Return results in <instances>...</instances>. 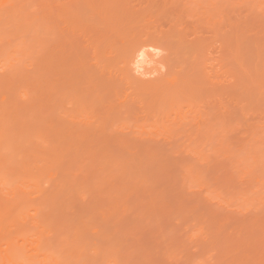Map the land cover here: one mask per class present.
Returning <instances> with one entry per match:
<instances>
[{
  "label": "rangeland",
  "instance_id": "374dc122",
  "mask_svg": "<svg viewBox=\"0 0 264 264\" xmlns=\"http://www.w3.org/2000/svg\"><path fill=\"white\" fill-rule=\"evenodd\" d=\"M31 1H33V4L31 3ZM34 1L35 0H25V2H24V0H22V2L26 5V8H25L26 13L31 14V16H32L33 13L40 11L38 13V16L41 19V15L42 14L45 15L44 12L46 13V11H45L46 9L44 8V11H43V8L42 9L39 8L40 7L39 2L41 3V5L43 4V2L46 5L48 0H44V1L43 0H41V1L37 0L36 2H34ZM94 1L97 2L98 0H94ZM126 1L128 2L130 8L134 7L133 8L134 11L136 8V12L139 14L141 13V15L144 14L142 12L146 11L145 14H147V12H155V9H156V8H153L151 6V3L147 4V0H126ZM185 1L189 2L191 4L194 3L196 5L199 0H185ZM241 1L242 0H237L234 2V3L239 2L240 5H238V3L234 4V5H235V8L238 5L237 7H239V9L237 8V10H239L241 15L240 14L238 15L237 10L235 11L234 14L236 15V18L240 16V19L242 21V25H241V22H239L240 29H243V30H241V31H243V33L241 32V39H242L241 44L242 43L245 44V46L242 44L243 48L241 47V51H239L237 53L238 55L239 54L241 55V57H242L241 61H240V56H237L236 57L237 59L235 58V61H237V63L239 64V66H238L239 69H238V67H237V69H238V71L241 70L239 72L242 75L241 76L242 81L240 79H236L237 77H240L238 74L239 72L235 73V71H233L234 75L236 76V77H234L236 80V82H235L232 79L233 75L230 77L229 72H228V74H225V71H224V70H226V71L229 70V68H231V67H232L231 69H233L234 68L233 65L234 66L237 65L234 61L235 55L234 56H232L233 54L230 55L233 57V59H232V57L229 58L228 52H227L228 49H226L227 51L225 52L223 50L224 48L221 49L219 47V44H218V42L221 43V41H220L221 39H223V38L225 39L229 36V31H231V30H229V24L226 25L228 20L222 21V22H225V25L222 24V22L220 21L221 27H220V24L218 23V31L219 30L225 31V35L222 38L220 36L223 35L224 32H223V34L219 33L218 36L220 39L218 41L216 40V39H218V37L217 36L215 37L211 33L213 31H211L210 28H209V30L207 29L208 27H207L206 23L202 25L201 22H198L196 19H193V18L192 19L188 18L190 22L187 21L190 24L193 23L192 25L189 24V26L193 27V29H195L197 31V34L202 36V39L206 40L204 42V43L207 42L205 46L210 45L209 48L205 47V49L202 51V53H203V55H201L202 60L201 59L199 60V62L203 61V63H201V62L200 63L202 64L203 68H205V70L203 68L202 69L200 68V70H195V71H193L195 75L190 76L189 78H192V80H198L201 76H205L207 86H205L204 88L205 89L207 88V89L205 90L203 88L202 91H206L208 93L209 92L208 89L210 88V90L213 91V96L216 95V93L218 91H219L218 93L220 96H222V93H224L226 95V96H224V95L222 96L224 103L222 102V99H221L222 97H219L220 98L219 99L217 95L215 97H211V95H210V98H209V96H208V98L205 97L206 100L204 102H203V100H204V97H203L202 105H199V106H201V107H199L200 113H201V111H203L205 113L208 112V115H210V117L207 115L209 119L218 118V116H220V114L217 116L218 110H219L218 108H219V104H220L219 101H221V104L223 103V105L221 106L220 109H222V107L225 106V104H226L227 109L226 108H224V109L227 110L228 113H230V116H229L226 113V111L224 112L222 110V112L225 113L226 116L228 115V117L230 118V119L228 118L229 120L223 119V122L220 119L219 120L213 119L212 120L213 123H212L211 120L207 119V121L209 123L211 121V123L213 125H215V127H216V128H214V129H216V133L213 137L205 139L204 137L201 136L200 133L197 132L198 126L196 124L197 123L196 121H199V120H193L194 122H196L195 124L193 123L192 120H189L191 118L193 119V117H194V114L192 112L187 113V115L190 116L188 118L189 121L185 123L183 128H181L182 131H180V132L183 133L184 135L182 134V136H179L178 135L179 130H178V132H175V133H173L172 136H170L171 138H169V135L168 136L163 135L164 133H163V130L161 128V124H159V125L152 124L151 120H135L133 118V115H128L129 113L127 115L132 116V118L134 120H132L131 117H130V119H128L129 117L126 116L127 112H125V111H121L120 113L117 114L118 116L122 117V119H120V117L118 119L115 118V120L113 122V127H112L114 131L113 130L110 131L111 136L113 133V136H116V137L119 136L120 137V134H121L120 132H122V134L125 133V135L121 134L122 139L120 138L121 140L119 142L124 141L123 138L128 137L127 140L125 138V141H124V142L128 143L127 144L128 146H129V143L131 144V142H132V144H135V146L139 145V147H143L142 149H144V147H146L148 149L149 145H154V147L157 146L156 151L154 150V148H153V150L150 149V151L151 150H152V152L155 151V153L158 151L157 155L153 152L154 155H156V156H154L152 153H149L148 152L149 149L147 151V154L144 156L143 152L146 151V148L144 149V151L140 148L143 152L141 151L142 154H141V152L140 153L138 152V154H137L136 147H134L132 145H131L132 148L129 147V149L130 148L131 149H130V151H128L127 150L128 147L126 146V144L125 145L123 144L124 142L122 143L124 145L123 146L120 143H117L118 139L116 140V138H113V141H112V138L109 139L107 137L108 130H110L108 127L109 122L107 124L108 130H106L107 129L106 128L105 131L103 132V134L101 132L98 133V131H95L94 127L91 128L92 133L95 132L97 135H99V136L101 135L99 137L100 139H98L99 142L96 139L97 137L95 138L94 136H91V133L89 130H87L88 127L86 128V125H82V124L78 123L79 125H81L80 126L81 128H80L77 126V122L73 123L74 119H73L71 113L72 114L74 113V112H72L73 111L72 108H75L76 104L74 101H72V102H74L73 103L74 105H70L68 103V99L70 97L75 96L74 91H73V95L71 94V91L73 90L74 86L71 87L72 88L71 91H66V90L70 89L69 86H71V85L67 84L68 85V87H67V85L64 83V82H67L66 78L68 75H65L66 71H68V74H70L69 72L72 70H71L70 65H69L70 60L67 61L65 55L63 57H61V53L63 54L64 51H68V49L70 48L69 45L72 47V44L74 43V41H76L75 39L73 41L72 38H70L71 39L70 40L69 38L66 39L64 37L58 36L57 38H59L60 40L58 41L56 39V43L54 42V39H53V43L56 44V49H57V50L55 49L56 54L58 53V56H59V53H60V58H62V59H60V61H62L65 58L64 60L66 62L65 63L62 62V64H66L65 65L66 67L68 65L67 68L65 66H61V67H63V73H65L63 76H61L62 75V73H61L62 68H61V72H58V74L57 73L52 74V71H49L51 69V67H50L51 65H50V62L47 63L48 57H50L49 54H51V56H52V53L54 54V52H53L54 49L52 50V53H51V49L53 46H54L53 48H55V45L53 43H51V39H49V36H47L48 34L46 35L48 30L46 28L47 23H46L45 17L43 18L45 20V24L42 23L43 29L40 26L41 24L39 25L40 30L41 31L43 30L44 34H43V32L41 34L40 30H39V33L37 30H36L37 32H35V29L39 28L38 25H36L38 28L34 29V27H33V29L30 30L29 34H31V38L34 39V41L31 39L32 44L30 43V36H28L29 34L26 33L29 31V29L24 30L23 28H21L23 31H25V32H23L22 30H16L15 28H12L13 30H15V32H14L12 29H10L11 27L9 28V26H7L9 29L5 28V27L0 28V30H1L0 33H2L1 36H3V34H5L0 39V42L2 43V44H0V56H2V54H5V51L9 53V51L12 50L11 48L14 49V46L19 48L21 46L24 47L25 44L26 45H25L24 52H25V50H27V52L29 54L31 53L30 54L31 60H29L30 58L28 56H26L25 54H21L19 52V54L21 56L25 55L26 57L29 58V59L25 58V61L22 58L24 62H22V64H21V61L18 59L19 58V55H17L18 52H17V54H15L14 53L15 49L13 50V52L11 51V55L15 54L16 56H18L17 59H18V62H20L19 66H18V70H19L20 74L16 75V77H14V76H15L17 71L15 70L16 71L15 72V71H12L11 69L9 70L8 67H7L8 69H6V67L4 68L3 63L1 62L3 60V57H0V60H1L0 63H2V66L0 64V91H1L0 97L3 96L6 99V101L4 103V109L7 112V113L5 112L6 114L4 113V117L1 119L0 130L3 131L4 134H7L4 130H6V131L10 130L9 132L7 131L8 132L7 135L8 136L10 134L12 135V136H9V138L5 136L6 137L5 142L7 144L4 142V146H6L9 149L11 148V149L9 150L5 147V149H4L5 151L3 150L4 152H2V153H4V156L1 160H3V163H5L3 165L6 166V167L3 166V168L14 169L15 172H17L19 169L18 166L20 165V162H21L19 160L20 155H18V154L23 153V151L25 152V154H23L24 157H25V155L27 157V153H29V150L31 151L30 154H32V152H33V155H35L37 157V159L42 157V158H40V160H42V162L38 161L40 164L41 163L44 164L43 161H44L45 156H46V159H48V157H51V156H52L51 159L55 158L54 163H52L53 161H50V158L48 159V163H45L46 164L45 167L48 166L49 169L47 167L46 168L48 169L49 173L52 172L51 174L55 178H53L51 176L50 179L49 178L47 179L48 180L47 182L50 181V183L45 182L42 185L43 186L42 190H43V194H44L43 199L41 200L40 198L36 197V195H33V197L31 195L32 199H34L37 204H39V205L42 204L41 205L42 207L47 206V209H46L47 211H49V210L51 211V209L53 211H56L55 213L53 212L54 216L53 215L51 216V214H50V218L48 219V221H50V223H52L54 230L56 228L55 231H58V230H60V232L64 231L65 228H63V227H66L64 225L65 224L68 225L69 224L68 222H70V220H73L77 217L78 218H82V217L86 218L85 216H87V217L93 216L91 223H93V221H97V223H98L100 217L94 219L96 214H98V213H94V212L95 211L99 212L101 210H104V205H105V209H106L105 214H107V209H108V211L110 210L109 205L112 204V199L114 201V199L116 197L120 198L119 202H118V200L117 201L115 200L116 202H118V205H116V207H114V208H116V209H114L115 212L114 213L112 212V214H111V212H109V214H111L112 216L107 214L108 218L109 217H111V218H109V219L106 218V219H108L107 222H106L105 218L103 219L104 221L100 218L101 221H99V224L102 225V227L99 226V224H97L98 228L97 229L95 228L96 229L95 230L93 227H95L96 223L93 227L91 226L92 228L90 227L94 233H95V231L101 233V231H103V227H104V230L106 229L105 231L111 232V230H113V228L115 226V229L117 228L115 231L118 230L116 232V234H115V231H113L114 234H112V237H110L111 235H109L108 240H107V237H106V239H105V237H103V238L101 237L102 233L100 236L98 234H97L98 236H96L93 232H91L92 230L89 229L90 235L88 234V235H86V237L84 236L85 238H87L88 241L85 238H83L84 239V241H83V239L81 238L83 243L84 244L88 243L87 245L90 247L89 251H88V255L90 256V260L95 259L94 261H96V260H99L98 258H100V257H97L95 254H93L92 251H90L92 248L94 249L96 247H98V248L101 247V249H106V248L112 249V247H113V249H115V247H116V249H120V250H117L118 252L120 251L119 254L117 252V255L121 254L120 257L117 256V260L119 258V261H120L119 264H264V187L262 188V185L259 184V185H261V188H260L259 185H257V182L255 180L257 177L258 179H262L264 181V178H263L264 175L262 173V171L264 172V5L262 4V3H264V0H258V1L256 0L257 4H255V0H243L242 2ZM155 2L156 3H154V4H157V0ZM182 2L185 3L184 0H182ZM214 2L212 1V3H214ZM26 3L30 5V6L28 5L30 8L27 7ZM201 3L203 4L204 1L202 0ZM36 4H37V6L38 5L39 6L37 9L35 8L36 11L34 10L35 11L34 12L33 9H34V6L36 7ZM71 4H74V3H71ZM154 4H153V6H154ZM159 4L161 5V6L160 5L159 6L162 7L163 2L161 0H159ZM31 6H33V8H31ZM157 7H158V5H157ZM160 7H159V9H160ZM79 8H78V10H79ZM87 8H83L85 11L83 9H81L79 11L80 12L79 14L80 15L82 14V16H84V17L87 15L86 19H88L90 21H93V19L95 18L93 23H96V22L98 23L99 22L98 20L95 22V20L98 19V17H96L94 14L89 15V13H91L92 11L89 8L88 9ZM211 9H213V7H211ZM255 9L257 10V12L255 11ZM28 10H29V12H28ZM30 10H31V12L33 11V13H31ZM89 10H90V12H89ZM83 11L85 14L83 13ZM152 14H154V13H151V15ZM228 15H231V13ZM33 16H37V15L33 14ZM91 16H93V17H91ZM232 16L233 15H231V17ZM231 17L230 16L228 17L229 21H232ZM233 18H235V17H232V19ZM43 19H41V20H43ZM161 19L165 20L163 18H161ZM235 20L237 21V19H234V22H235ZM155 21L158 22L157 27H155L157 32L162 31V28L167 30L166 21L164 23V21H160V18H156ZM238 21H239V19H238ZM230 23H232V22H230ZM236 24L238 25V23L235 22V25ZM44 26H45V30H44ZM224 26L225 27L228 26V28L225 29ZM231 26H233V24L230 25V28H231ZM5 29H8V30H6L7 32L3 31ZM155 29L153 28V30H155ZM9 30L11 31V33ZM187 30H188L187 39L190 40L191 42H195V39L193 36L194 31L192 30V28L188 29V27H187ZM226 31H227V33H226ZM16 32L18 34L21 33V34H19L21 37L17 36ZM25 33L27 35H24V37H22V35ZM141 33H142V36L140 35V37H139L140 41L138 39H135L137 41H135L134 39H133L134 41H131V38L129 39L127 37V39L129 41H131L132 45L134 44L133 45L134 48H133V46H131L130 42H127L128 41L127 39H125L126 41L125 40L120 41V44H122L121 46L124 45L126 47V49L129 46L128 47L129 50L127 53H129L130 48H132L131 53L132 54H133V52H134V54L137 53L136 54V57H137L139 51L141 54L142 51H144L148 48L149 50L148 49L147 50L150 51V53L153 54L157 58L156 59L154 57L156 61L158 60L159 62H161V60H163L161 63H163V62L165 63V61H167L166 57L168 60L172 61V59H170L172 56L170 52H168V54H167V52L164 50H159V49L154 50L153 48L151 49V47L146 46V43L148 45H150L149 42H147V40H146V39H148L147 37L144 38V40H143V35L145 37L146 32L145 33L141 32ZM8 34L10 36H8ZM38 34H40L41 36H38ZM6 35L8 36L9 39H6V37H5ZM11 35H12V37H11ZM45 36H47L48 39ZM27 37H28L29 41L27 40ZM39 37H40V39H39ZM141 37H142V40H141ZM12 38H14V39H12ZM15 38H18V40L16 39V42H15ZM42 38H44L46 41L43 40ZM3 39H4V41H1ZM80 39L81 38H78V40H80ZM213 39H215V40H213ZM22 40L25 42L27 40L28 43L24 42V45H23ZM78 40L74 44L76 46L80 47L81 44L78 45L77 43L78 42L80 43V41L82 42L83 39H81L80 41H78ZM17 41L21 42V46L19 45L20 42H17ZM39 41H41V45H42V46H40V48L38 46V45H40ZM66 41L68 44L66 43ZM69 42L71 44H69ZM135 42H137V43H135ZM63 43H64V45H63ZM144 43H145V45H143ZM58 44L60 45L58 47L59 49L57 48ZM65 44H66V48H65ZM138 44H139V47H138ZM27 45H28V47H27ZM45 45H46V48H45ZM84 45H85V43H84ZM82 46H83V42H82L81 47ZM124 46H123V48H125ZM7 47L10 49L8 50ZM28 48L30 51L28 50ZM134 49H138V50H136V52H135ZM218 49L220 51H222V54H217L219 52ZM41 50H42V53H41ZM81 50H82V48H81ZM45 51H46V53H45ZM81 52L83 53V51H81ZM86 53H87V49H86ZM37 54H39V55H37ZM45 54L47 55L46 59H45ZM224 54L229 59H227V57ZM6 55H7V53H6ZM6 55H4V56L6 57ZM66 55L68 56V53H66ZM84 55L87 56V54H83L82 57ZM89 55H91V54H89ZM16 56H15V58H16ZM38 56H40V57H38ZM159 58H161V59L159 60ZM164 58H165V60H164ZM211 58H212V60H211ZM44 59L46 60V62ZM88 59H90V58H88ZM138 59H139V57H138ZM215 59L217 60L218 63L215 62L216 61ZM12 60H16V59H12ZM29 61H31L30 62L31 66L28 65ZM185 61L183 60V62H185ZM230 61H232L231 62L232 66L230 64ZM233 61H234V63H233ZM16 62H17V60H16ZM25 62H27L26 66H25ZM13 63L16 64V66L18 65L14 61H13ZM37 63H38V66H37ZM43 63H44V65H43ZM171 63L176 64L175 60H173ZM60 64H61V62L59 63V68H60ZM219 64H221V66H218ZM40 65H42V66H40ZM158 65H160V67H161V68L159 67V70L162 69V71H163L162 74H165L164 69H166V68H164V66H162V64H158ZM16 66H15V68H16ZM206 66H207V69H206ZM228 66H230V67L228 68ZM219 67H220V69H219L220 71L218 70ZM59 68H58V70H60ZM208 68H209V70H208ZM64 69H65V71H64ZM234 69L236 70V68H234ZM24 70H25V72H24ZM141 70H142L141 75H142L143 79H144V77L146 78L147 76H148L147 78H149V77L154 78L155 76H157V73L156 74L153 73L154 76L146 74L143 77V75L145 73L143 74L142 68H140V71ZM9 71L11 74L9 73ZM140 71H138L139 74L137 72L136 73L134 72L133 76L134 77H136L137 75L140 76ZM222 71H224V74ZM14 72H15V74H14ZM19 72H17V73H19ZM160 73H161V71H160ZM12 74H13L14 79L12 78ZM74 74L75 73L72 72L71 76H68L69 81L75 79ZM56 75H59V76H56ZM7 76H10V77H7ZM29 76H30V79H29ZM42 76L44 78H42ZM64 76H66V78H63V79H65L63 81L62 77H64ZM48 77H50V78H48ZM136 78H141V76L136 77ZM21 79H22V81H21ZM43 80L47 81L48 83L43 82ZM51 80H53V81L57 80L56 82L54 81V83H59V85L55 84V86H54V83H53V81L51 82ZM208 80L210 81V85H211L209 87H208ZM237 80H238V82H239V80L242 82V83L239 82L240 85L238 84L239 87L242 86V88L239 89V92H236V88H238V87H236L237 84H235V86H233V82L238 83ZM35 82L37 83L38 86L36 85ZM49 83L52 84V86H54L53 87L54 89H50V87L52 88V86L50 85V87H49ZM222 83H223L225 88L223 87V85H221ZM214 84L216 87L214 86ZM27 85L29 87H31L30 92L28 91L29 90L28 88L26 89ZM62 85H64V86H62ZM58 86H60V88L63 87L64 89L66 87L67 88L65 89V91L63 93V91H61V90H63V88L61 90H59L60 88L58 89L57 88ZM213 86H214L215 90L211 89ZM55 87L58 90L56 92V95H55V93L53 95V92L51 93L50 90H54V92H55V90H56ZM222 87H223V89H222ZM39 89H41V90H39ZM224 89H225V92H224ZM232 89H233V91H230ZM22 90H23V94H22ZM46 90H47V93H45ZM16 91L19 93H17ZM228 91H229V93H227ZM240 91L242 92L241 97H240ZM39 92H41L40 95H39ZM68 92L70 93V95H68L69 94ZM43 93H45L44 96H41V94L43 95ZM27 94L29 96H27ZM51 94H52V96H51ZM202 94H203V96H206V94L204 92ZM232 94H233V96L237 95V97H240L241 100L239 98H238V100H234L236 98L232 97ZM23 95L25 97L27 96V98H24ZM64 95H65V97H69L66 99V101H65ZM66 95H68V96H66ZM53 96H54L55 100L59 96V98L57 99L58 101H56L57 103L56 102L53 103L54 106L51 104L52 102H54ZM60 96H61V98H60ZM13 97H14V99H13ZM18 97H20V98H18ZM62 97H64V98H62ZM22 99H24V100H22ZM49 99H50V102H49ZM7 100H8V102H7ZM71 100H73V99L71 98ZM9 101H11V102H9ZM64 101H65V104H64ZM236 101H239L240 103L236 102ZM48 102H49V104H51V106L48 104ZM69 102H71V101L69 100ZM72 102H71V104H72ZM9 103L11 106L13 104L12 109L8 108L10 106ZM67 103L69 104V108L72 109V110H70L71 113L68 110L69 108H66V106L68 107ZM6 104L9 106H7ZM14 104L15 105L17 104L16 108H15ZM55 104L58 105V107H59L58 109L56 107V110H55L56 112L54 111L55 114H58V116L57 115L55 116L52 114L53 109L56 106ZM62 105H64L65 107L63 106V108H61ZM51 107H52V110H51L52 113L50 114L49 112H50ZM64 108L67 110L68 114ZM9 109L11 112L9 111ZM63 109H64V111H63ZM203 112H202V114H203ZM69 114L71 117L69 116ZM12 115H14V116H12ZM117 115H116V117H118ZM203 115L200 114L201 117H203ZM224 116H225L224 114L221 115L222 118ZM58 117L65 119V122L63 121L64 123H67V122H68V124L73 123L72 125H74V126H73L71 131L75 132L76 134H78L81 137V138H79V142H78L79 144H77V145H79V147H77V148H79V150L77 149V151H76V147H75V149H73V148H70V146H69L70 149H68V151L66 152L65 150H67V148H66L67 145L65 146V149H64V143H65V141L68 142L69 141L68 139H66V140L64 139L65 141L64 140L60 141V143L63 144V146H62L63 150H61L60 143L58 144V146H57V144L52 145L53 144L52 141L54 142V140H52V138L53 137H54V139L58 138L56 136H53L54 135L53 134V132H54L53 128L55 129V132H56V128H59L58 130L59 131L61 130V133H62V132H64V130L62 131V127H64V129L66 131L63 134H66V133H68V130H69V128H67V126L72 127L71 124L67 125V126H64V124H63V126H62L63 122L61 123V121H60L61 119H59V121H58ZM68 117H69V119H67ZM56 118H57V120H56ZM123 118L125 120H123ZM66 119H67V121H66ZM52 120H53V123L54 122H56V123L53 124ZM112 120H110L111 124H112ZM205 120H206V116L204 115V120H202V121L205 122ZM189 122H191V123H189ZM57 123H58L59 127L57 126ZM2 124L5 125V127ZM53 125H54V127H53ZM142 125H145L144 128H139V126H142ZM50 126H51V128L53 127L52 130L50 129ZM118 128H119V130H118ZM201 128H204V126H201ZM89 129H90V127H89ZM184 129H185L186 133H184ZM20 130H21V132H20ZM217 130L221 131V133L218 134ZM47 131L49 133L51 131L52 133L49 134ZM32 132H34V133H32ZM36 132H41V134H42L41 137L44 138V143H41V141H43L42 139H41V141L37 139L38 142L37 141L35 142V140H34L35 135L34 134ZM117 132H119L120 134ZM129 132H131V133H129ZM140 132H143V136H144V133H146L148 136H144L145 138L144 137L141 138L142 133H140ZM187 133H188V135H187ZM104 134H106V136H104ZM127 134H129V136ZM132 134H133V136H132ZM150 134L153 136H151ZM197 134H199V136ZM32 135H33V137H32ZM48 135H50V136H48ZM149 136L152 138H150ZM155 136H157V137H155ZM166 137H168V138H166ZM90 138H92L94 141L96 140L94 143L95 144L97 143V146H98V143L102 142L100 140H103V139L105 140L107 138L108 143H109V145H108V143H107V145H108V148L110 149V151H109L110 157H108L109 152H107V150H106V152L108 153L107 156L105 153H103L104 155L102 156V153L100 154L97 152L98 155L97 154L96 155L92 154V155H93V157L96 156L95 158H97V159L99 158L100 160L98 159V161H97V159H95V158L93 159L92 156H90V154L88 153L87 149L89 147V149L91 151L92 148H90V147H93V148L95 147L92 150H95L97 148H96L95 144L91 142L92 139H90ZM45 139H46V141H45ZM85 139L90 140V142H91L90 145H92V144L93 145L87 146L88 144L87 145L84 144V143L88 142ZM28 140H30L31 142L29 141V143L26 144ZM59 140H60V138H59ZM11 141L13 142L12 145H11ZM80 141L82 144L80 143ZM105 143H106V140H105ZM110 143H111V145H113L112 148H111ZM200 143H202L201 145H203V153H201V154L195 153V152H190L186 149L190 146H193V145L196 146L197 144H200ZM30 144L33 147H31ZM38 144L40 145V147ZM43 144L45 145L44 148L47 149L46 150L47 152L45 153L44 156L42 155V153L38 152L39 148L42 151V149H43L42 145ZM140 144H144V146H141ZM147 144H149L148 147H147ZM81 146H82V148H81ZM101 146H103V144H101ZM125 146H126V150H124ZM159 146L160 147L164 146V148L162 149L163 154L161 153V151L159 152V150H158ZM73 147H74V145H73ZM133 147L135 148V152L137 155H135ZM150 147H152V146H150ZM175 147L176 148L178 147V149H177L178 152L175 150ZM33 148H36V149L33 150ZM58 148H60V150ZM83 148H84V150H82ZM113 148H114V150H113ZM166 148L167 149L172 148V150H174L176 152H171L172 151L171 149H170L171 153L168 152L169 150H167V152H166V151H164V149L166 150ZM80 149L82 150V153H81ZM85 149H86L87 153L85 152ZM98 150L104 151V149H102V148L97 149V151ZM10 151H13V152H10ZM43 151L45 152L44 149H43ZM60 151H62V153ZM78 151H80V152H78ZM111 151H115L114 154L115 153L116 154L113 155V152L111 153ZM164 152H166V154H164ZM9 153L10 154L12 153L13 157L8 155ZM5 154H6V156H5ZM148 154H150V155H148ZM151 154L154 157L153 156L150 157ZM15 155H18V157H15ZM164 155H166V156H164ZM0 156H1V154H0ZM100 156L102 158L106 156L105 159L108 158L109 161H107V160L102 161ZM114 156H115V159H113ZM158 157H160V158H158ZM4 158H5V161H4ZM73 158L74 159L76 158V159L74 160ZM151 158H152V160H150ZM10 159L12 160V162ZM14 159H15V161H14ZM30 160H31V158L29 159V161ZM32 160H33V157H32ZM32 160L30 162H32ZM73 160H74V162H73ZM103 160H104V158H103ZM13 162H15V163H13ZM115 162H116V164H115ZM53 164H54V166H53ZM81 164H82L84 171L81 168L82 170L80 171V169H79V172L81 173L83 171L81 173V175L82 176H83V174L85 175V177L81 176L82 185L79 184V185H81L79 188V186L77 184L78 187L76 186V189L72 188V190L74 189V190H76V192L74 190H73L74 192L72 190H71L72 192L69 190L67 191V189L69 188L67 183L73 184V181H75V182L77 181V183H78V181L80 180L79 179L80 173H78V175H77L76 171H77V166L80 165V167H81ZM135 164L137 166H135ZM56 165L58 167H56ZM255 165L258 166L256 173H259V174H256L254 172V174L256 176V177H254V180H255V182H254L252 179L253 177L251 178L252 175L250 176L246 172H247V170L251 169L252 166H255ZM107 166H109L110 168H107ZM69 167L71 168L70 170H69ZM98 167L100 169L102 167L101 171ZM105 168H107V169H105ZM134 168H135V172H133ZM109 169H110V171L107 172ZM71 170H72V172H70ZM74 170H76L75 171L76 174H74ZM86 170H87V172H85ZM137 170H139V171L136 174ZM258 170H259V172H258ZM54 171H57L58 173L54 172ZM55 173H56V175H55ZM260 173H261V177L263 176L262 178L260 177ZM72 174L77 175L79 180L77 179L76 176L74 177ZM110 174H112V175L110 176ZM106 177H108V178L106 179ZM68 178L70 179L69 181H68ZM72 178H73V181L71 183L70 181L72 180ZM84 178H85V181H84ZM66 179H67V183H66V181L63 183V180H66ZM101 179H102V181H101ZM56 181H57V183H56ZM59 181H60L59 184H61L60 189L63 187L62 191L60 189L58 190V187H59L58 182ZM263 181H261V183ZM54 182H55V184H57V186H55ZM101 182L104 185H101ZM106 182H109V183L107 184ZM97 183H99V184L97 185ZM64 184H66V186ZM75 185H76V183H75ZM95 185H97V187H99V188L95 187ZM100 186L102 188H100ZM263 186H264V183H263ZM81 187H84L85 191H87L88 187H89V192L91 189L93 193H88V195H86V197H85V196H83L84 192H82ZM77 188H79L78 192L80 193V191H81V193L80 194L78 193V195L76 196ZM84 188H83V191H84ZM94 188H96V191ZM93 190L96 193H94ZM61 192L63 193V195L61 194ZM69 192H71L69 198H70V200H72V201H70L68 199L70 202L65 200L66 194L67 193L69 194ZM51 193H52V195H51ZM86 193L87 192H85V194ZM123 193H124V195H128V196L125 197L123 195ZM54 194L56 195L57 199L62 198V196H63V202H64L65 207H63V204L57 203V202H59L60 199L58 201H56ZM120 194H121V196H118ZM71 195H72V197H71ZM73 196H76V199H75V197H74V199H72ZM93 196H95V197H93ZM91 197H93L94 199ZM90 198H91V200H90ZM83 201H85V202H83ZM61 202H62V200H61ZM93 203H95V205H93ZM155 203H156V206H155ZM48 204H49V206H48ZM53 204H55V205H53ZM100 204L102 205V209H101ZM151 204L152 205L154 204V205L152 206ZM60 205L62 206V208H60L61 207ZM99 206H100V210L98 211L97 207H99ZM113 206H114V203H113ZM54 208H56V209L54 210ZM117 208H119V209L117 210ZM44 209H45V207H44ZM61 209L64 212L60 211ZM91 209H94V210H91ZM124 211H125V213H123ZM126 212H127V215H126ZM116 213L118 214V216H116L117 215ZM113 214H115V218H114ZM119 214H120V216H119ZM118 217H120V218H118ZM62 218H63V220H62ZM116 218H118V221L120 220V222H118L117 224L113 222L114 219H115V222H117ZM110 220H111V222H110ZM111 223H112V225H111ZM105 226H106V228H105ZM29 227H31V225ZM60 228L63 230H61ZM100 228H102V229H100ZM98 229H100V230L98 231ZM55 234L57 236L56 235H54V236L50 235L49 236V240H50V241H48L49 243L53 242V244L58 245L61 243L60 240H64V239H66V243L68 242L66 237H61L62 234L59 235V233H57V232H55ZM92 234L95 236H92ZM70 239L72 240V238H70ZM46 240H48V239H46ZM109 259H111V258H109ZM107 262H108V260H107Z\"/></svg>",
  "mask_w": 264,
  "mask_h": 264
},
{
  "label": "bare ground",
  "instance_id": "6f19581e",
  "mask_svg": "<svg viewBox=\"0 0 264 264\" xmlns=\"http://www.w3.org/2000/svg\"><path fill=\"white\" fill-rule=\"evenodd\" d=\"M36 1L37 0H35L34 2H36ZM155 1L156 0H147V4L151 3V6L153 8H156L155 12H147V14H145L146 13V11H145V12H142V13H144L142 15H141V13L139 14L136 12V8H135V11L133 9L134 7L130 8V6L126 0H98L97 2H95L94 0H48L49 3L46 1L47 2L46 5L44 2L42 5L39 2V5H40L39 8H41V9L43 8V11H44V8L46 9L45 10L46 13L44 12L45 15H43V14H42L43 16L41 14L40 15H41V19H43L44 17L46 19V23H47L46 28L48 30L46 35L48 34L47 36H49V39H51V43H53V39H54L55 43H56V39L59 41L60 39L57 38L58 36L64 37L66 39L72 38L73 41H74V39L77 41L78 38L83 39L82 40V42H83L82 47H81L82 42L80 41L81 40L80 39V40H78V41H80V43L79 42L77 43L78 45L81 44L80 47L76 46L74 44L76 41H74V43L72 44V47L69 45L70 48L68 49V51H64L63 54L61 53V57H63L65 55L66 60L67 61L70 60L69 65H70V68L72 70L69 72L70 74H68V71H66V74L63 73V67H61V66H65L66 64H62V62L65 63L66 61L64 60L65 58L63 59L64 61L63 60L60 61V59H62V58H60V53H59V56H58V53L56 54L57 49H56V44H54V43L53 44L55 45V48H53L54 47L53 46L51 49V53H52V50L54 49V51H53L54 54L52 53V56H51V54H49L50 57H48V62H47V63L50 62L51 69L49 68L50 69L49 71H52V74H56V73L58 74V72H61V68H62V72H61L62 75L61 76H63L64 74L71 76L72 72L75 73L74 74L75 79L70 80V81L68 80V76H67V78H66V76L62 77V79L66 78L67 82H64L66 85L67 84L71 85V86H69L70 89L66 90V91H71V89H72L71 87L74 86L73 90L71 91L72 95H73V91H74V93H75L74 97L69 98V97H65V95H64L65 101L67 98H69L68 103L70 105H74L73 104L74 102L76 104V107L72 108L73 109L72 112H74L73 114L70 111L72 109L69 108L68 103H67L68 107L66 106V108H69L68 110L74 119L73 123L77 122L78 127L81 126L78 123H80L82 125H86V128L88 127L87 130L90 131L91 136H94L95 138L97 137L96 139L98 141V139H100L99 137L101 135L99 136L95 132L92 133L91 128L94 127L95 131H98V133L101 132L103 134V132L107 128V124L109 122L108 127L110 130H108V128L106 129V130H108L107 137L109 139L112 138V141H113V138H116V140L118 139L117 143H120L121 145L126 144V146L128 147V149H127L128 151H130V149L132 148L131 145L136 147L137 154H138V152L140 153L142 150L144 151V149L146 147H144V149H142L143 147H139V145L136 144L138 146L137 147V146H135V144H132V142H131V144L129 143V146H128L127 145L128 143L124 142L126 137L123 138L124 141L119 142L122 139V137H121L122 132H120L121 134L119 132H117L120 134V137L118 136L119 138L116 136H113V133H112L113 137L111 136L110 131L113 130V128H112L113 122H114L115 118L118 119L120 117L117 114L120 113L121 111L127 112L126 116L133 115V118L135 120H151L152 122L151 121L150 122L152 124H155V125L161 124V128H162L163 133H164L163 135H165V136L169 135V138H171L170 136H172L173 133L178 132V130H179L178 135L182 136L183 133L180 132V131H182L181 128H183L185 123L188 122L189 120H192V121L193 120H199V121H196L197 123L193 121V123L194 124L196 123L198 126L197 132L200 133L201 136L204 137L205 139L211 138L216 133V129H214L216 127H215V125L212 124L213 123L212 120L213 119H216V120L220 119L223 122V119H226V120L230 119L228 117V115L230 116V113H228V111L224 109V108H226V104H225V106L222 107V109H220L224 103L222 96L223 95L226 96L224 93L221 92L222 91L221 89H220L221 90L220 92L222 93V96L219 95V93H218L219 91L217 92L218 94L216 93L218 98L222 97L221 99L223 102L221 104V101L218 100L221 105L219 104V108L217 107L219 109L217 116L219 114H220V116H218V118L209 119L208 116L210 117V115H208V112L205 113V112L201 111V113H200L199 107H201V106H199V105H202L203 97H204V100H203V102H204L206 100L205 97L208 98V96H209V98H210V95H211V97H215L216 95L213 96V91H211L210 88L208 89L209 94L206 91H202L203 88L205 86H207L205 76L200 77L198 75L200 77L198 80H192V78H189V77L195 75L193 71L200 70V68L201 69L203 68V66L201 64V63H203V61L202 62L200 61L201 62L200 63L199 60L200 59L202 60V58H201L202 57L201 55H203L202 51L205 49V47L209 48L210 45L205 46L207 42L206 43H204V42L206 40L202 39V36L198 35L197 31L195 29H193V27L189 26L190 23H188V22H190V21L188 18L196 19L198 22H201L202 25L206 23V25L208 27L207 29L209 30V28H210V30L213 31V32H211V31L210 32L215 37L216 36L218 37V39L215 38L217 41L220 39L218 36L219 33L223 34V32H224V34L220 36L221 38L224 37V35H225V31H223V30L218 31V23L220 24V27H221L220 21L222 22L224 20H226V21L228 20L226 25L229 24V30H231V31L228 30L229 36L227 38L221 39L220 40L221 43L218 42L219 47L221 49L224 48L223 50L225 52L227 51L226 49H228L227 52H228L229 58L235 55L234 61H235V58L237 56H240V61L242 58L240 54L239 55L237 54L239 51H241V47L243 44V43L241 44V40H242L241 39V32L243 33V31H241V30H243V29H240V27H239L240 26L239 22H241V25H242V21L240 19V16L236 18V15L234 14L235 11L237 10V8L239 9V7H237V6L240 5L239 2L234 3L237 0H235V1L234 0H203L204 1L203 4L201 3L202 0L201 1L199 0L196 5L194 3L191 4L189 2H186L185 0H184L185 3H183L182 0H173V1L172 0H161L163 2L162 7H160L161 5L159 4V0H157V4H154V3H156ZM212 1L213 2L215 1L216 3L215 2L212 3ZM21 2H22V0H0V28H2V27L8 28L7 26H9V28L11 27L10 29L15 28L16 30H22L21 28H23L24 30L29 29V31L26 32L27 34H29L30 30L33 29V27L35 29V28H38L40 24H41L40 25L41 27L43 26L42 23L45 24V20L44 19H43L44 21L41 20L38 16V13L40 11L33 13V11L34 10L36 11V9L38 8L39 5L37 6V4H36V7L34 6V9L32 12L30 10L31 13H33L34 15H37V16H33V14L31 16V14L26 13V9H25L26 5L23 2L22 3ZM24 2H25V0H24ZM31 3L33 4V1H31ZM71 3H74V4H71ZM152 3L154 4V6ZM237 3H238V5L235 8L234 4H237ZM255 4H257L256 0H255ZM262 4L264 5V3H262ZM28 5L29 4H27V7L30 6V5L29 6ZM157 5H158V7H157ZM87 7L92 11L91 13H89V15L94 14L96 17H98V19L95 20V22L98 20L99 21L98 23L97 22L93 23L95 18L93 19V21H90V20L86 19L87 15L84 17V16H82V14L81 15L79 14L80 13L79 11L81 9L87 8ZM159 7H160V9H159ZM211 7H213V9H211ZM31 8H33V6H31ZM78 8H79V10H78ZM90 10H89V12H90ZM84 11H83V13H84ZM255 11L257 12L256 9H255ZM28 12H29V10H28ZM151 13H154V14L151 15ZM230 13H231V15H233L232 17H235V18L232 19L231 15H228ZM237 13H238V15L240 14L239 10H237ZM229 16L231 17L232 21H229V18H228ZM91 17H93V16H91ZM156 18H160V21H164V23L166 21L167 30L162 28V31L157 32V30L155 29V27H157V25H158V22L155 21ZM161 18H163L165 20H162ZM234 19H237V21L235 20V22L238 23V25L237 24L235 25ZM238 19H239V21H238ZM230 22H232V23H230ZM192 24H190V25H192ZM222 24L225 25V22H222ZM231 24H233V26H231V28H230ZM36 25H38V27ZM187 27H188V29L192 28V30L194 31L193 36H194L195 42H191L190 40L187 39V35H188ZM153 28L155 30H153ZM226 28H228V26L225 27V29ZM8 29H5L3 31H6ZM42 29H43V27H42ZM36 30L39 33L40 27L38 29H35V32H37ZM44 30H45V26H44ZM13 31L15 32V30H13ZM0 32H1V30H0ZM23 32H25V31H23ZM42 32L44 34L43 30L41 31V34H42ZM141 32H143V33L146 32V36L144 37V35H143V40H144V38L147 37L148 39H146V40L150 44V45H148L146 43V46L151 47V49L153 48L154 50L155 49L164 50L167 52V54H168V52H170L172 55V56L170 55L171 56L170 59H172V61L175 60L176 64L171 63L172 61L168 60L167 57H166L167 61H165V63L164 62L161 63L163 60H161V62H159L158 60L156 61L155 60L156 57L153 54H151L150 51H148L149 50L148 48H147L148 50L146 49V50L142 51L141 54L139 51L138 55L139 54L140 55L139 56L137 55V57H136L137 53L136 54H134V52H133V54L131 53L132 48H130L129 53H127L129 50L128 49L129 46L126 49V47L123 45L125 47V48H123V46H121L122 44H120V41L127 39V37L129 39L131 38V41H134L135 39L139 40L140 35L142 36ZM10 33H11V31H10ZM26 33L23 34L22 37H24V35H27ZM226 33H227V31H226ZM19 34H21V33H19ZM19 34L17 33V36H20ZM1 35H2V33H0V39L5 34H3V36H1ZM8 36H10V35L8 34ZM8 36L7 35L5 36L6 39H9ZM28 36H30V43L32 42L31 39L34 41V39L31 38V34H29ZM38 36H41V35L38 34ZM47 36H45V37L47 38ZM11 37H12V35H11ZM12 39H14V38H12ZM16 39L18 40V38H15V42H16ZM39 39H40V37H39ZM42 39L45 40L44 38H42ZM215 39H213V40H215ZM27 40H28V37H27ZM27 40H26V42H27ZM141 40H142V37H141ZM1 41H4V39ZM131 41L128 40L127 42L131 43ZM135 41H137V40H135ZM17 42H20V41H17ZM24 42L25 41H23V43H22L23 45H24ZM66 43H67V41H66ZM84 43H85V45H84ZM135 43H137V42H135ZM0 44H2V43L0 42ZM39 44L40 45H38V46L40 48V46H42L41 41H39ZM69 44H71V43L69 42ZM19 45L21 46V42ZM25 45H24V47L21 46L19 48L14 46L15 50L13 48H11L12 49L11 51L13 52V50H14L15 54H17V52H18L17 55H19V58H18V56H16L13 53H12L13 55H11V51H9L10 54L5 51V54H2V56H0V57H3L4 61L3 60L2 61L0 60V61L3 63L4 68L6 67V69L9 68V70L11 69L12 71L16 70L17 72H19L18 66H19L20 62H18V59L21 61V64H22V62L25 61V58L29 57L30 59L29 58L28 59L31 60V57H30L31 53L29 54L27 52V50H25V52H24ZM63 45H64V43H63ZM133 45L131 43V46H133ZM143 45H145V43ZM243 45L245 46V44H243ZM59 46L60 45L58 44L57 48ZM27 47H28V45H27ZM138 47H139V44H138ZM45 48H46V45H45ZM65 48H66V44H65ZM81 48H82V50H81ZM133 48H134V46H133ZM7 49L9 50L10 48L7 47ZM86 49H87V53H86ZM28 50H29V48H28ZM136 50H138V49H134L135 52H136ZM81 51H83V53ZM19 52L21 54H25L28 57H26L25 55L21 56L19 54ZM6 53H7V55H6ZM41 53H42V50H41ZM45 53H46V51H45ZM66 53H68V56L66 55ZM83 54H87V56L84 55L82 57ZM89 54H91V55H89ZM217 54H222V51L219 50V52ZM4 55H6L7 58ZM37 55H39V54H37ZM230 55H232V56H230ZM15 56H16V58H15ZM10 57L12 59H16L17 62H16V60H12ZM38 57H40V56H38ZM138 57H139V59H138ZM228 57H227V59H229ZM22 58L24 59V61ZM46 58H47V55L45 54V59ZM88 58H90V59H88ZM160 59L161 58H159V60ZM232 59H233V57H232ZM164 60H165V58H164ZM183 60L184 61L186 60V61L183 62ZM211 60H212V58H211ZM13 61L15 63H17L18 65L16 66V64H14ZM59 61L62 64V65L60 64V68H59V63H60ZM234 61H233V63H234ZM30 62L31 61H29V63H28L29 66H31ZM45 62H46V60H45ZM215 62H217V60ZM231 62L232 61H230V64H231ZM2 63H0L1 66H2ZM26 63L27 62H25V66H26ZM235 63L237 65L236 66L233 65V67L236 68L237 71L234 68L231 69L232 67L229 68L230 66H228L229 70H227V71L224 70V71H225V74H228V72H229L230 77L233 75L232 79H233V81L236 82V80L234 78L236 76L234 75L233 71H235V73H238L241 70L238 71L239 64L237 63V61H235ZM158 64H162V66H164V68H166V69H164L165 74H162L163 73L162 69L159 70L160 65H158ZM43 65H44V63H43ZM15 66L17 69L15 68ZM37 66H38V63H37ZM40 66H42V65H40ZM218 66H221V64H219ZM231 66H232V64H231ZM67 67H68V65H67ZM237 67H238V69H237ZM58 68L60 70H58ZM140 68L143 69V74L145 73L143 75V77L146 74L154 76V74H156V73H157V76H155L154 78L149 77L150 79L147 78L148 77L147 76L146 78L144 77V79H143L142 75H141L142 70L140 71ZM203 69L205 70V68H203ZM206 69H207V66H206ZM219 69H220V67L218 68V70ZM208 70H209V68H208ZM64 71H65V69H64ZM138 71H140V76L142 79L136 78V77H140L137 74H136L137 76L135 75L136 77L133 76L134 72L138 73ZM160 71H161V73H160ZM224 71H222L223 74H224ZM15 72H14V74H15ZM17 72H16L14 77H16V75L20 74V72L19 73H17ZM24 72H25V70H24ZM9 73H10V71H9ZM238 74L240 77H237L236 79L241 80L242 75L240 72ZM56 76H59V75H56ZM7 77H10V76H7ZM12 78H13V74H12ZM42 78H44V77L42 76ZM48 78H50V77H48ZM29 79H30V76H29ZM57 80H54V81L56 82ZM64 80L65 79H63V81ZM240 80H239V82L242 81V80L241 81ZM21 81H22V79H21ZM52 81L53 80H51V82ZM54 81H53V83H54ZM43 82H47V81L43 80ZM237 82H238V80H237ZM239 82L238 83L233 82V86H235V84H237L236 87H238V88L235 87L236 92H239V89L242 88V86L239 87V85H240ZM55 84L59 85V83H54V86H55ZM36 85H37V83H36ZM50 85L52 86V84L49 83V87H50ZM221 85H223V83ZM54 86H52V88L50 87V89H54L53 88ZM62 86H64V85H62ZM209 86H211V85H210V81L208 80V87ZM214 86H215V84H214ZM214 86L211 89L215 90ZM67 87H68V85H67ZM223 87H224V85H223ZM223 87H222V89H223ZM27 88L29 89L28 91L30 92L31 87H29L27 85L26 89ZM57 88L59 89L60 86H58ZM57 88L55 87V89H56L55 92H54V90H50V89L49 90L51 93L53 92V95H54V93L56 95V92L58 90ZM62 88H60L59 90H61ZM65 89L63 88V90H61V91H63V93H64ZM39 90H41V89H39ZM230 91H233V89ZM203 92L205 94L207 93L208 95L206 94V96H203V94H202ZM224 92H225V89H224ZM17 93H19V92H17ZM40 93L41 92H39V95H40ZM45 93H47V90L45 91ZM45 93H43V95L41 94V96H44ZM227 93H229V91ZM241 93L242 92L240 91V97H241ZM22 94H23V90H22ZM233 94H232V97L236 98V99L233 98L234 100H238V98L240 99V97H237V95L233 96ZM68 95H70V93ZM68 95H66V96H68ZM27 96H29V95L27 94ZM27 96L26 97L24 96V98H27ZM51 96H52V94H51ZM64 97H62V98H64ZM18 98H20V97H18ZM53 98H54V96H53ZM58 98H59V96L57 97V99ZM60 98H61V96H60ZM71 98L73 100H71ZM13 99H14V97H13ZM57 99L55 100V98H54V102H52L51 104L53 105V103L58 101ZM22 100H24V99H22ZM69 100L71 102L72 101H74V102H72V104H71V102H69ZM5 101H6V99L3 96L0 97V122H1V119L4 117V113L6 112V110L4 109ZM65 101H64V104H65ZM239 101H236V102H239ZM7 102H8V100H7ZM9 102H11V101H9ZM49 102H50V99H49ZM49 102H48V104H49ZM51 104H49V105L51 106ZM9 105H10V103H9ZM9 105H7V106H9ZM16 105L14 104L15 108H16ZM12 106H13V104H12ZM12 106L10 105L8 108L12 109ZM63 106L64 105H62V107L61 106L60 107L63 108ZM56 107H57V109L59 108L58 105H56L55 108L53 109V113L51 112V110H52V107H51L49 113L50 114L52 113L53 115L58 116V114H55ZM10 109H9V111H10ZM64 109H63V111H64ZM222 110L224 112L226 111V113L228 115L226 116V114L223 113ZM66 112H67V110H66ZM188 112H192L194 114L193 119L191 118L188 120V118L190 117L187 115ZM202 112L206 116L205 122L202 121V120H204V115L202 114ZM67 114H68V112H67ZM200 114L203 115V117H201ZM222 114H224L226 117L224 116L222 118L221 117ZM116 115L118 117H116ZM12 116H14V115H12ZM69 116H70V114H69ZM128 117H129L128 119H130V117H131V119L134 120L132 118V116H128ZM59 119H61L60 120L61 123L63 121L65 122V119L58 117V121H59ZM67 119H69V117ZM67 119H66V121H67ZM120 119H122V117H120ZM207 119L211 120L212 123H211V121L209 123L207 121ZM56 120H57V118H56ZM110 120H112V124L110 123ZM123 120H125V119L123 118ZM64 122L62 123V126H63V124H64V126L71 124L72 127L67 126V128H69V130H68V133H66V134H63L66 131L64 129V127H62V131L64 130V132H62V133H61V130L60 131L58 130L59 128H56V132L59 134L58 135L55 132V129L53 128L54 125H53V127H52L53 131H54L53 136H56L58 138H56V137H55L56 139H54V137L52 138V140H54V142L52 141V143H53L52 145L57 144V146H58V144L60 143L61 140L63 141L64 139L65 140L68 139L69 140L68 142L64 140L65 141L64 149H65V146L67 145L66 146L67 150H65V151L67 152L68 149H70V148L75 149V147H76V151H77V149L79 150V148H77V147H79V145H77V144H79L78 143L79 138H81V137L78 134H76L75 132L71 131L73 126H74V125H72L73 123L69 122L70 124H68V122L67 123H64ZM52 123H53V120H52ZM54 123H56V122H54ZM58 123H57V126L59 127ZM189 123H191V122H189ZM3 126L5 127V125H3ZM144 126L145 125L139 126V128H144ZM201 126H204V128H201ZM89 127H90V129H89ZM52 128L50 126L51 130H52ZM118 130H119V128H118ZM4 131L8 134V132L10 130L9 131L7 130L8 132L6 130H4ZM217 131H218V134L221 133V131H219V130H217ZM20 132H21V130H20ZM32 133H34V132H32ZM50 133H52V132L50 131ZM129 133H131V132H129ZM140 133H142L141 138H143L144 136H148L146 133H144V136H143V132H140ZM184 133H186L185 129H184ZM7 134H4L3 131L0 130V154H1V156H0V264H119L120 261H119V258L117 260V256L120 257L121 254L117 255V252H118L117 250H120V249H116V247H115V249H113V247H112L113 250L109 249V248L101 249V247L100 248L96 247L94 249L92 248L90 251H92L93 254H95L97 257H100V258H98L99 260H96V261H94L95 259L90 260V256L88 255V251H89L90 247L87 245L88 243L87 244L83 243V241H84L83 238H85L86 235L89 234V229H91L95 225V223H96V225L93 228L94 229L98 228L97 224H99V221H101L100 218L102 220L104 218L106 219V218H108L107 214L111 215L112 212L113 213L115 212L114 209H116V208H114V207H116V205H118L120 198L116 197L114 199V201L112 199L111 205L113 206V203H114V206L112 207L111 205H109V209L111 211L110 210L108 211V209H107V214H105V211H106L105 205H104V210H101V211H99V210H100V206L102 209V205L100 204V206L97 207L99 212L95 211L94 213H98V214H96V216L94 214L93 215L95 216L94 219L100 217L98 223H97V221H93L94 224L91 223L93 216L92 217L91 216L90 217L85 216L87 219L84 217H82V218L77 217L73 220H70V222H68L69 223L68 225L67 224L64 225V226H66V227H63V228H65L64 231H62V232H60V230H58L59 232L55 231L56 228L54 230L52 223H50V221H48V219L50 218V214L52 216L53 212L55 213L56 211H53L52 209H51V211L50 210L47 211L46 210L47 206L42 207L41 206L42 204L39 205L35 202L34 199H32L33 195H36V197L40 198L41 200L43 199L44 194H43V190H42V188H43L42 185L45 182L50 183V181L47 182L48 181L47 179L48 178L50 179L51 176L53 177V175L51 174L52 172L49 173V171H48V169H49L48 166H46L48 169L45 167V165H46L45 163H48L49 158H50V161H53L52 163H54L55 158L51 159V157H52L51 156V157H48V159H46V156H45L44 161H43L44 164H42V163L40 164L39 162L40 161L42 162V160H40V158H42V157L37 159V157L35 155H33V152H32V154H30L31 153L30 150H29V153H27V157H26V155L24 157L23 154H25V152L23 151V153L18 154V155H20L19 160L21 161L20 165L18 166L19 167L18 171L15 172L14 169H7V168L5 169V168H3V166H5L3 164H5V163H3V160H1L4 156V153H2V152L5 151L4 149L6 147V146H4V142L6 141V137L9 138V136H12L11 134L9 136ZM133 134H132V136H133ZM34 135H35L34 136L35 142L37 141V139L40 141L42 139L43 141H41V143H44V138L41 137L42 136L41 132H36ZM122 135H125V133ZM127 135L129 136V134H127ZM187 135H188V133H187ZM197 135L199 136V134H197ZM48 136H50V135H48ZM104 136H106V134H104ZM151 136H153V135H151ZM32 137H33V135H32ZM155 137H157V136H155ZM59 138H60V140H59ZM127 138H126V140H127ZM150 138H152V137H150ZM166 138H168V137H166ZM90 139H92V138H90ZM105 140H106V143H105ZM105 140L104 139L100 140L102 142L98 143V146H97V143L96 144L94 143L96 140L95 141L93 139L91 140V142L95 144L97 149H99V148L104 149V151H101V150L97 151V149H95L96 150L95 151V150H92L95 147L94 148L90 147V148H92L90 151L89 147H88V149L86 148L88 150V153L90 154V156H92L93 159L96 157V156L93 157V155L94 154L96 155L97 152L100 154L102 153V156L104 155L103 153H105L107 156V154H108L107 152H109L110 149L108 148L109 143H108L107 138ZM12 141H11V145L14 142V141L13 142ZM29 141L30 140H28L26 144H28ZM45 141H46V139H45ZM86 141H88L89 143L86 142L84 144H86V145L88 144L87 146H89L91 144L90 140H86ZM80 143H81V141H80ZM107 143H108V145H107ZM101 144H103V146H101ZM201 144L202 143L197 144L196 146L193 145V146H190L186 149L190 152H195V153L201 154V153H203V145H201ZM40 145H39V147H40ZM73 145H74V147H73ZM92 145H90V146H92ZM110 145H111V143H110ZM140 145L144 146V144H140ZM148 145L149 144H147V147H148ZM30 146L33 147L31 144H30ZM62 146H63V144L60 143L61 150H63ZM69 146H70V148H69ZM126 146H125V148L123 147L124 150H126ZM150 146H152V147H150ZM44 147H45V145L43 144L42 148L45 150V152L43 151V149L41 151L40 148H39L40 151L38 150V152L42 153L43 156L47 152L46 151L47 149H45ZM112 147H113V145H111V148ZM129 147H131V148L129 149ZM81 148H82V146H81ZM153 148L156 151L157 146L154 147V145H149V148H148L149 151L147 148H146V151H144V152L142 151L144 153V156L147 154V151L154 155L155 151H153L154 153L152 152ZM163 148H164V146H161V147L159 146V149H158L159 152L161 151L162 154H163V152H162ZM7 149H9V148H7ZM34 149H36V148H33V150ZM58 149L60 150V148H58ZM86 149H85V152H86ZM150 149H152V150L150 151ZM170 149L172 150V148H168V149L166 148V150L164 149V151L167 152V150H169L168 151L169 153L176 152V151L178 152V150H177L178 147L177 148L175 147L176 151L172 150L170 152ZM82 150H84V148ZM82 150L80 149L81 153H82ZM106 150H107V152H106ZM113 150H114V148H113ZM80 151H78V152H80ZM10 152H13V151H10ZM60 152L62 153V151H60ZM112 152H113V155L116 154V153L114 154L115 151H111V153ZM136 152H135V148H134L135 155H137ZM142 152H141V154H142ZM157 152L155 153L156 155H157ZM166 152H164V154H166ZM152 154L150 157L153 156ZM8 155L12 156V153L11 154L9 153ZM18 155H15V157H18ZM148 155H150V154H148ZM156 155H154V156H156ZM5 156H6V154H5ZM164 156H166V155H164ZM32 157H33V160H32ZM105 157H103L104 160L101 157L102 161H105V160L109 161L108 158L105 159ZM108 157H110V152H109ZM30 158H31L32 162H30L31 160L29 161ZM158 158H160V157H158ZM95 159H97V158H95ZM98 159H97V161H98ZM113 159H115V156ZM74 160H73V162H74ZM150 160H152V158ZM4 161H5V158H4ZM14 161H15V159H14ZM11 162H12V160H11ZM13 163H15V162H13ZM115 164H116V162H115ZM53 166H54V164H53ZM78 166H77V171L74 170V174L77 173V175H78V173H80L79 169H80V171L83 169L82 164H81V167H80V165H78ZM135 166H137V165L135 164ZM56 167H58V166L56 165ZM107 168H110V167L107 166ZM107 168H105V169H107ZM257 168H258L257 165L252 166L251 169L247 170L246 173L249 174L250 176L252 175L251 178L253 177L252 178L253 181L255 182V180H256L257 185L261 184L262 188H263L264 187L263 186L264 181L262 179H258L254 174V172L256 173ZM70 169L71 168L69 167V170ZM101 169H102V167H101ZM101 169H100V171H101ZM75 171H76V173H75ZM83 171H84V169H83ZM109 171H110V169L107 172H109ZM138 171L139 170L136 171V174ZM54 172H57V171H54ZM70 172H72V170ZM85 172H87V170ZM133 172H135V168H134ZM258 172H259V170H258ZM81 173L79 174L80 180L78 179L77 175L72 174L74 177L76 176L77 179L79 180L77 183V181L76 182L73 181V178H74L73 177L70 182L72 183V181H73L74 185L67 183V179L63 180V183L66 181V183L68 184L69 188L67 189V191L68 190L71 191L72 188L76 189L77 184L80 188V186L82 185ZM262 173L264 175L263 171H262ZM256 174H259V173H256ZM55 175H56V173H55ZM111 175L112 174H110V176ZM82 177H85V175L83 174ZM254 177H256L255 180H254ZM260 177H261V173H260ZM53 178H55V177H53ZM107 178L108 177H106V179ZM69 180L70 179L68 178V181ZM260 180L263 182L261 183ZM84 181H85V178H84ZM101 181H102V179H101ZM56 183H57V181H56ZM59 183H60V181L58 182V186H59L58 190L60 189V185H61ZM75 183H76V185H75ZM106 183L108 184L109 182H106ZM54 184H55V182H54ZM79 184H81V185H79ZM98 184L99 183H97V185ZM64 185L66 186V184H64ZM97 185H95V187H97ZM101 185H104V184H102V182H101ZM261 185H259L260 188H261ZM55 186H57V184H55ZM79 188H77V194L75 193L76 196L79 193L78 192ZM83 188L84 187H81L82 192H84L83 196L86 197V195H88V193H93L91 189L89 192V187H88L87 191H85V188L83 191ZM97 188H99V187H97ZM100 188H102V187L100 186ZM62 189H63V187L60 190L62 191ZM94 189L96 191V188H94ZM74 191L76 192V190H74ZM95 191H94V193H96ZM71 192H69V194L68 193L66 194L65 200H67V201L70 200L69 196H70ZM85 192H87V193L85 194ZM80 193H81V191H80ZM124 193H123V195H124ZM61 194L63 195L62 192H61ZM121 194L118 196H121ZM31 195H32V197H31ZM51 195H52V193H51ZM76 196H73L72 199H74V197L76 199ZM95 196H93V197H95ZM124 196L126 197L128 195H124ZM71 197H72V195H71ZM93 197H91V198H93ZM91 198H90V200H91ZM59 199H57L56 195H55V200L56 201L59 200V202H57V203L63 204V207H65L64 202H63V196H62V198H59ZM61 200H62V202H61ZM115 200L116 201L118 200V202H116ZM70 201H72V200H70ZM83 202H85V201H83ZM53 205H55V204H53ZM93 205H95V203H93ZM48 206H49V204H48ZM155 206H156V203H155ZM44 207H45V209H44ZM60 208H62V206ZM55 209L56 208H54V210ZM118 209L119 208H117V210ZM91 210H94V209H91ZM60 211H63V210L61 209ZM109 212H111V214H109ZM123 213H125V211ZM113 215L115 218V214H113ZM126 215H127V212H126ZM116 216H118V214ZM119 216H120V214H119ZM109 218H111V217H109ZM118 218H120V217H118ZM118 218H116L117 222H115V219L113 222L116 224L118 222H120V220L118 221ZM108 219H106V222ZM62 220H63V218H62ZM110 222H111V220H110ZM112 223H111V225H112ZM29 224L31 225V227H29L30 226ZM99 226L102 227V225H100V224H99ZM105 228H106V226H105ZM100 229H102V228H100ZM100 229H98V231ZM116 229L114 226V228H113V230H111V232H107V231H105L106 229L104 230V227H103V231H101L102 235H101V233H99L97 231H95V233H94L92 229H91L92 230L91 232H93L96 236L101 235V237L102 238L105 237V239L107 237V240H108V236L111 235L110 237H112V234H114L113 231H115ZM61 230H63V229H61ZM54 231L59 233V235L62 234L61 237H66L68 242L66 243V239H64V240H60L61 243L58 245L53 244V242L49 243L48 242V241H50L49 236L50 235L51 236L56 235ZM117 231H115V234ZM95 235L92 234V236H95ZM70 238H72V240ZM81 238L83 239V241ZM46 239H48V240H46ZM85 239L87 240V238H85ZM119 252H118V254H119ZM109 258H111V259H109ZM107 260H108V262H107Z\"/></svg>",
  "mask_w": 264,
  "mask_h": 264
}]
</instances>
